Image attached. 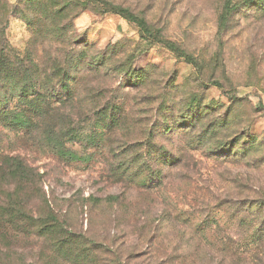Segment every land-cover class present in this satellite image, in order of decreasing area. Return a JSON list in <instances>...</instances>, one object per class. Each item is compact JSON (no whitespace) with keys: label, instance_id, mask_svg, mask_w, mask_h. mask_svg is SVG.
<instances>
[{"label":"rangeland","instance_id":"obj_1","mask_svg":"<svg viewBox=\"0 0 264 264\" xmlns=\"http://www.w3.org/2000/svg\"><path fill=\"white\" fill-rule=\"evenodd\" d=\"M0 264H264V0H0Z\"/></svg>","mask_w":264,"mask_h":264},{"label":"trees","instance_id":"obj_2","mask_svg":"<svg viewBox=\"0 0 264 264\" xmlns=\"http://www.w3.org/2000/svg\"><path fill=\"white\" fill-rule=\"evenodd\" d=\"M119 14L121 15H126L127 18L136 23L142 30L143 32L146 30V22L144 19L140 18L139 16H136L134 14H132L129 10L127 9H119ZM111 120H114L115 123L118 122L120 119H118L116 116H113L112 114L109 116ZM117 120V121H116ZM114 121H111V123H113ZM114 123V124H115Z\"/></svg>","mask_w":264,"mask_h":264}]
</instances>
